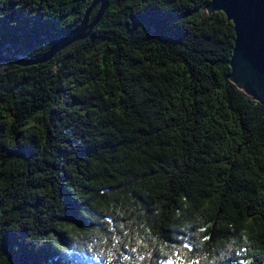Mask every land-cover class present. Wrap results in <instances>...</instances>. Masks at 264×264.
<instances>
[{
  "label": "trees",
  "instance_id": "1",
  "mask_svg": "<svg viewBox=\"0 0 264 264\" xmlns=\"http://www.w3.org/2000/svg\"><path fill=\"white\" fill-rule=\"evenodd\" d=\"M93 1L0 0V264H264V105L229 80L232 24L107 0L55 50Z\"/></svg>",
  "mask_w": 264,
  "mask_h": 264
},
{
  "label": "water",
  "instance_id": "2",
  "mask_svg": "<svg viewBox=\"0 0 264 264\" xmlns=\"http://www.w3.org/2000/svg\"><path fill=\"white\" fill-rule=\"evenodd\" d=\"M98 4L101 5L99 14L89 27V12ZM106 5L107 0H94L80 26L55 50L83 38L85 31L101 18ZM206 9L209 14L223 13L226 21L233 24L235 37L229 61L230 82L264 105V0H210ZM16 63L25 64L24 61Z\"/></svg>",
  "mask_w": 264,
  "mask_h": 264
},
{
  "label": "rangeland",
  "instance_id": "3",
  "mask_svg": "<svg viewBox=\"0 0 264 264\" xmlns=\"http://www.w3.org/2000/svg\"><path fill=\"white\" fill-rule=\"evenodd\" d=\"M229 23V22H228ZM231 23V22H230ZM232 24V23H231ZM232 26H233V24H232ZM234 32V31H233ZM234 37H235V34H234ZM73 42V41H72Z\"/></svg>",
  "mask_w": 264,
  "mask_h": 264
}]
</instances>
